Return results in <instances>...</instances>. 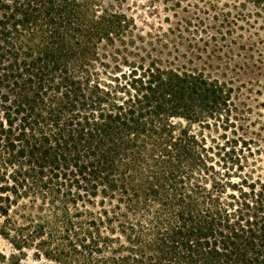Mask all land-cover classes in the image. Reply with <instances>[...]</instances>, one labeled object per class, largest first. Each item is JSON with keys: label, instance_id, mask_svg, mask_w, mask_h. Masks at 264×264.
I'll return each mask as SVG.
<instances>
[{"label": "trees", "instance_id": "trees-1", "mask_svg": "<svg viewBox=\"0 0 264 264\" xmlns=\"http://www.w3.org/2000/svg\"><path fill=\"white\" fill-rule=\"evenodd\" d=\"M133 27L105 0H0V264H264V182L213 137L233 90L150 57L107 71Z\"/></svg>", "mask_w": 264, "mask_h": 264}, {"label": "rangeland", "instance_id": "rangeland-1", "mask_svg": "<svg viewBox=\"0 0 264 264\" xmlns=\"http://www.w3.org/2000/svg\"><path fill=\"white\" fill-rule=\"evenodd\" d=\"M105 2L134 25L132 44L103 49L110 67L107 71L114 67L126 71L125 59L139 63L140 58L150 57L162 66L195 68L226 83L233 90L234 125L225 135L220 130L213 137L225 152L230 151L225 160L232 166V173L264 182V3L257 6L251 0ZM0 253L6 257L15 254L1 238ZM20 264L55 263L34 259L32 252H28Z\"/></svg>", "mask_w": 264, "mask_h": 264}]
</instances>
